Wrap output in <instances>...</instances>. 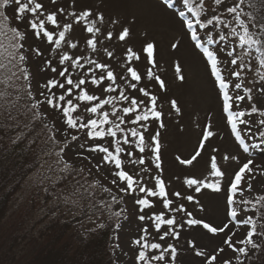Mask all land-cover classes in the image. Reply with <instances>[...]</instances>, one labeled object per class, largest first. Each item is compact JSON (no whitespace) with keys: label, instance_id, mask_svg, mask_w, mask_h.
Masks as SVG:
<instances>
[{"label":"snow or ice","instance_id":"obj_1","mask_svg":"<svg viewBox=\"0 0 264 264\" xmlns=\"http://www.w3.org/2000/svg\"><path fill=\"white\" fill-rule=\"evenodd\" d=\"M74 2V0H73ZM161 6L167 10H171L173 15L178 18L181 28L185 29V35H190L194 47L199 49L210 61L211 74L219 83V89L223 93V111L227 113V122L231 125V134L239 142L244 153L249 152V145L245 143L241 134L239 125H245V131L252 132L249 127L253 122L245 119L246 116L258 114L264 117V83L259 88L260 96L257 97V103L261 107H257L256 103L249 105L250 111L234 110V105L245 100L251 102L254 97L252 89L244 88L245 95L236 94L235 97L229 94V83L225 81L222 70L218 66L220 61L214 51H210L204 46V40L209 45H223L219 51H223L226 57L230 58L226 62L230 65L243 68L242 61H238L237 47L248 52L255 50L259 54L258 60L261 68H264V0H214V7L211 9L206 0H183L185 10L177 11L174 7V0H160ZM53 5L57 4V0H51ZM14 4V19L19 22L16 26L9 24V16L5 15V9ZM64 7H57L55 11L49 12L42 0H0V123L4 121H14L16 127H20L23 123L18 119L23 115L28 122L23 123V127L29 131L39 124L41 132H46L47 140L59 144L56 140L55 124L46 122L48 112L41 111L42 106L49 111L55 110L59 114V119L65 125L61 132L64 137L69 136V130L75 131L77 134L83 133L87 140H91L93 144L86 148V151L98 155L94 167L99 172L102 167H106L108 172L114 177L111 184L115 185L120 193L124 195L134 196L135 203L139 205V212L144 213L146 209L156 207L157 201L151 198H157L162 204V208L168 212L186 213L187 218L182 223H178L175 216L166 218L167 213L153 212L150 215L141 214L138 219L143 222L149 220L153 222L154 229L159 233V240L165 241L168 238L180 239L178 228L182 229L186 226L199 227L212 237H219L221 245L213 252L197 250L196 245L189 241L191 248L195 251V255L204 258V264H233V259L237 264H244L240 257H248L249 254H255L256 251L264 250V243H258L257 240L264 239V225H261L260 231L257 229L258 222L253 217L257 211L261 213V219H264V194L257 195L254 199L244 197L245 192L253 191L252 180L255 179L254 171L260 170V174L264 175V166L256 165L253 167V159L249 158L243 163L238 171L234 173L233 178L226 186L224 184L225 172L217 164L215 156L211 157V176L212 180H200L189 178L184 181L188 188H192L195 193H201L209 190L213 193H224L226 204V221L215 224L205 218H194L192 212L188 211L181 203L173 207L174 200L169 198L167 185L162 175L157 174L152 177L154 181L152 187H148L142 177H139L135 167L126 169L127 164L145 165L146 161L143 155L147 152L150 159L155 165V169L162 174L161 161V133L159 129L165 128L163 122V113L158 110V96L152 94L147 85L141 86L140 82L147 78L153 81L160 90H166L165 80L157 75L154 69L157 67L158 45L152 40H146L142 46L140 53L127 48L126 66L127 75L120 77L121 81L126 82V87L117 84V74L111 70V66L105 63H99L90 56H76L65 51L59 54L57 64L60 66L58 71L53 66L51 59L44 61L45 67L43 71H50L56 76L47 79L38 87L40 91L33 93L31 85V73L28 68V56L25 54L28 49L25 43L28 38L29 31L36 40H46L49 45H54V50H59L67 43L71 49L77 48V43L68 41V33L73 29L71 22L61 23L58 20V14H64ZM45 13H47L45 15ZM75 18V22L79 24L81 21H88L86 31L92 34L91 38L86 39L88 48L93 53L97 51V34L101 29L97 27V21L103 23L105 16L102 12L97 13L93 19L92 10H84L79 13H69ZM41 16L44 18L41 19ZM191 17V18H190ZM112 24H120V28L115 32L118 41L125 42L131 36V28L123 26L119 19H113ZM50 26V27H49ZM57 29H60L58 32ZM199 29H204L203 37L199 34ZM213 33L216 35L214 36ZM113 31H107L106 38L113 39ZM181 41L176 40L170 44V49H178ZM31 47V46H29ZM36 56H42L43 53L39 48L32 50ZM143 55L146 71L141 74L137 68L132 67L133 61H140ZM107 56L111 58L112 52H107ZM83 61V62H82ZM151 65V67H147ZM91 66V67H87ZM176 78L183 82L185 76L182 74L183 69L180 63L174 64ZM72 69L73 71H70ZM100 70L97 76L96 70ZM76 72L78 78H73V72ZM232 75L237 78L241 77L242 72L232 69ZM23 80L25 83L19 85L16 81ZM260 80L264 82V73L260 74ZM105 81L109 82L105 84ZM92 85L99 89L101 93L109 94L106 98L101 99L100 95L91 94L86 85ZM103 85V87H102ZM235 89H241L242 83H235ZM55 89V91H53ZM119 89V91H118ZM130 90V91H129ZM118 93L117 95H110ZM39 96L40 98H37ZM29 100L27 104H20L21 99ZM117 102H123L121 107H117ZM84 105L83 112H87L89 117L85 120L81 105ZM126 105V106H123ZM171 108L177 114L181 112L176 100L170 101ZM106 106H111V111L105 110ZM30 113V115H29ZM256 131L261 138H264V131L259 126H264V119L258 122ZM135 125V127H131ZM158 125V127H153ZM152 128L149 131V128ZM140 129H143L141 131ZM39 134V133H38ZM147 134V139H146ZM215 135L211 130V125H207L201 133V139L197 144L194 154L190 158L177 156L176 159L181 165H192L201 153L205 150L206 142ZM79 135H71V140L76 141ZM68 141L65 140V143ZM260 144L253 145V149L259 148ZM213 151H217L213 149ZM64 148L56 153L59 157L57 163L61 164V172L67 174L76 173L81 175L83 168L76 170L73 164L63 157ZM83 160L92 162L91 156L78 154ZM136 159H132V157ZM229 156H222V160L227 161ZM231 159L239 162V158L232 156ZM149 168L143 167L139 172L148 173ZM91 174V169H89ZM123 185V186H121ZM97 189L101 193H107L111 203H118L123 197H117L111 188L103 185L100 180H94L89 183L76 180L73 185L72 196L77 199L71 202L76 204L81 199L93 200L96 196ZM143 193V196L134 195ZM175 198H181V193L176 191L171 194ZM182 199L188 202H195L199 206L201 212L205 211L200 200L191 194L184 195ZM101 208L111 207L109 201H97ZM259 206V207H258ZM121 211L113 213L114 216L120 217ZM243 226L245 228V236L239 240H233L236 232L232 229ZM104 227V225H101ZM116 229L120 228V224L115 225ZM163 229V231H162ZM139 238L133 243L138 246V254L136 261L138 264H153L155 262H165V264H176L178 250L173 244L163 245L159 242L150 243L147 239L149 235L148 229L142 228ZM222 234V235H221ZM242 245V246H240ZM225 246L234 254V257L221 258L218 262V256L225 252ZM158 252V254H156Z\"/></svg>","mask_w":264,"mask_h":264},{"label":"rangeland","instance_id":"obj_2","mask_svg":"<svg viewBox=\"0 0 264 264\" xmlns=\"http://www.w3.org/2000/svg\"><path fill=\"white\" fill-rule=\"evenodd\" d=\"M160 0H57V4L53 5L51 0H42L45 7L49 12L55 11L57 7H64L66 9L64 14H58V20L63 24L65 22H71L73 29L68 33V41L77 43L76 49H71L65 43L61 49L54 50V45H49L46 40H36L32 37L31 32L28 33V38L25 43V48L28 51L25 54L28 56V68L31 73V85L33 93L40 91L39 85L43 84L47 79L55 77V73L50 71H43L45 67L44 61L51 59L53 66H56L58 71L60 66L57 64L59 54H63L67 51L69 54L76 56H90L92 59L97 60L99 63L109 64L111 70L117 74V84L126 87V82L121 81L122 75H127L126 66L127 61V48H132L138 54L146 40H152L158 45L157 52V67L154 69L157 75H160L165 80L166 90H160L153 81H148L147 78L140 82L141 86L147 85V89L154 95L158 96V110L163 113V122L165 128L159 129L161 133V161H162V174L155 169L154 163L150 159V154L147 152L141 154L145 158V165H130L126 161V169L129 170L135 167L139 173V177L143 178L144 183L148 187H152L154 181L152 177L160 174L165 180L167 190L169 192V198L174 200L173 207L179 204H183L184 207L192 212L194 218H205L215 224H220L226 221V204L224 193H213L209 190H204L201 193H195L192 188H188L184 183L186 179L195 178L200 180H212L211 176V157L215 156L218 166L225 172L224 184L227 186L229 181L233 178L234 173L239 170L243 163L247 162L249 158H252L256 165L264 166V138L259 136L256 131L258 127V121L264 119L258 114L252 116H246L245 119L252 121L249 125L252 128V132L245 131V125H239L241 134L244 137L245 143L249 145V152L244 153L243 148L239 145V142L235 139V136L231 134V125L227 122V113L223 111V93L219 89V83L215 77L211 74L210 61L199 50L194 47V42L191 41L190 35H185V29L170 23V21L162 20L159 17L154 16L145 3ZM207 5L211 9L214 7V0H206ZM16 6L10 5L5 9V15L9 16V24L16 26L19 24L14 19L13 10ZM174 7L177 11L185 10L183 0H174ZM92 10L93 19L97 13L102 12L105 16L104 22L101 24L97 21V27L101 29L97 34V51L93 53L86 44V39L91 38L92 34L86 31L88 21H81L79 24L75 22V18L69 13L76 12L78 15L81 11ZM47 13H45L46 15ZM44 17L41 16V19ZM191 18V17H190ZM113 19H119L120 23L125 27L131 28V36L125 41H118L115 37V32L119 30L120 24H112ZM176 19H178L176 17ZM50 27V26H49ZM60 29H57L58 32ZM113 31V39L108 40L106 38L107 31ZM204 29H199V34L203 37ZM215 36L216 34L213 33ZM176 40L181 41V46L178 49H170V44ZM31 46V47H29ZM204 46L210 51H214L220 61L219 67L222 70V75L225 81L229 83V94L245 95L243 89H252L253 101L247 100L239 102L238 105H234V110L250 111L249 105L256 103L257 107H261L260 103H257V97L260 96L259 88L264 83L260 80V74L264 73V68H261L259 62L255 60V52H248L244 49L237 47L238 61H242L244 67L238 68L237 66L230 65L226 61L230 58L226 57L225 52L219 51L224 46L221 45H209L204 40ZM39 48L43 53L42 56H36L33 54V49ZM107 52H112L113 56L109 58ZM83 62V61H82ZM180 63L183 69V75L185 81L181 82L176 78L175 63ZM132 67L137 68L138 71L144 75L145 61L143 55L140 61H133ZM91 67V66H87ZM151 67V65H147ZM232 69L241 71V77L237 78L232 75ZM70 71H73L70 69ZM99 76L100 70H96L95 73ZM73 78L77 79L76 72H73ZM242 83L241 89H235V83ZM109 82L105 81V84ZM91 94L100 95L101 99H104L109 94L101 93L99 89H96L92 85H86ZM103 87V85H102ZM55 91V89L53 90ZM119 91V89H118ZM130 91V90H129ZM113 93L110 95H117ZM37 98H40L37 96ZM176 100L178 106L181 108V112L177 114L174 109L171 108L170 101ZM123 102H117V107H121ZM126 106V105H123ZM84 105H81V112L85 118L88 119L89 114L83 112ZM105 110L111 111V106H106ZM41 111L48 112L47 120L50 125L55 124V129L60 131L56 132V140L60 143H64L63 157L67 161L71 162L74 167L83 168L89 179L100 180V182L111 188L113 193L119 198L123 197L118 203H114V211H123L121 216L117 218V223L120 224V228L112 232L111 239L109 241V249L113 256V264H138L136 256L138 254V246L133 241L139 238L142 233V228H147L149 235L147 239L150 243L159 242L163 245L173 244L178 250V256L176 264H204V258L195 255V251L192 250L189 241L196 245L197 250H203L206 252H213L221 245L220 238L212 237L199 227H185L178 228L180 232V239L168 238L165 241L159 240V233L154 229L153 222L145 220L141 222L138 216L141 214L150 215L153 212L160 213L161 211L167 213L166 218L175 216L178 223H182L186 220V213L180 212H168V210L162 208L157 198H151L157 201L156 207L153 209H146L144 213L139 212V205L135 203L134 196L124 195L120 193L117 187L111 184V180L114 178L107 170L106 167H102L99 172L94 167L96 161L99 159L98 155L91 154L86 151V148L91 146L93 142L87 140L84 134L81 132L77 134L73 130H69V136L64 137L61 132L65 128V125L58 118L59 114L55 110L49 111L47 108H41ZM207 125H211V130L215 135L206 142L205 150L201 153V156L193 162L192 165H181L176 157L179 156L182 159L190 158L194 154L198 142L201 139L202 130ZM135 127V125H131ZM158 127V125H153ZM261 131H264V126H259ZM143 131V129H140ZM152 128H149L151 131ZM71 135H79V139L76 141L71 140ZM147 139V134H146ZM65 140L68 142L65 143ZM260 144L259 148L253 149V145ZM216 149L217 151H213ZM78 154L84 156H91L92 162L83 160ZM227 155L229 159L227 161L222 160V156ZM232 156L239 158V162L231 159ZM136 159V157H132ZM147 167L150 169L148 173L139 172L140 168ZM91 169V174H89ZM253 175L255 179L252 180L253 191L251 193L245 192L244 197L248 199H254L257 195L264 194V175L260 174V170L254 171ZM46 172L42 169L34 172L27 179L24 187L17 193L11 208L9 209L8 216L3 222L0 228V255L6 251L9 257L19 255L24 251L27 242L39 234L40 229L50 221L51 218H71L75 215V206H72L68 200L54 199L46 203L43 198H40V192L45 188L49 178H46ZM123 186V185H121ZM179 191L181 198H175L171 194ZM191 194L200 200L201 205L204 206L205 211L201 212L199 206L195 202H188L182 197L184 195ZM134 195L143 196V193H137ZM100 198L110 200L107 193L100 192ZM257 215L253 217L256 219ZM259 218V217H258ZM43 220V221H42ZM262 221L261 219H259ZM42 221V222H41ZM236 232V236L233 240H239L245 236V228L243 226L232 229ZM75 231L77 238L83 241L86 238L87 225L77 224L75 225ZM163 231V229H162ZM222 235V234H221ZM260 240H257L260 243ZM6 245L5 247H3ZM242 246V245H240ZM5 253V252H4ZM158 254V252L156 253ZM238 254L232 253L230 249L225 246V252L218 256V262L221 258L234 257ZM254 254H249L248 257H240L247 264V260ZM153 264H165V262H155ZM233 264H237V261L233 259Z\"/></svg>","mask_w":264,"mask_h":264},{"label":"trees","instance_id":"obj_3","mask_svg":"<svg viewBox=\"0 0 264 264\" xmlns=\"http://www.w3.org/2000/svg\"><path fill=\"white\" fill-rule=\"evenodd\" d=\"M258 56L256 53V62H259ZM16 83L23 85L25 82L21 79ZM19 103L27 104L29 100L21 99ZM18 119L23 123L28 122L23 115ZM23 123L20 127H16L11 120L0 123V228L17 193L24 187L29 176L42 169L49 180L41 190L40 198L46 203L54 199L68 200L75 206V215L71 218H51L40 229L39 234L27 242L19 255L9 257L4 251L0 255V264H113L109 241L118 218L113 215L116 212L113 209L114 203L107 200L111 205L110 209L101 208L97 201L105 199L100 198L98 189L93 200L81 199L76 204L72 203V200L77 199L71 195L76 180L81 183L85 180L89 183L92 181L85 171L81 175L75 172L66 175L61 172L62 165L57 163L59 157L56 153L65 144L49 142L46 132H41L38 123L31 131L24 128ZM256 215L259 217L256 216V220L260 231L264 219H261L260 211ZM81 223L87 225V235L83 241L77 238L75 231V225ZM260 243H264V239ZM247 264H264V250L256 251L247 260Z\"/></svg>","mask_w":264,"mask_h":264},{"label":"bare ground","instance_id":"obj_4","mask_svg":"<svg viewBox=\"0 0 264 264\" xmlns=\"http://www.w3.org/2000/svg\"><path fill=\"white\" fill-rule=\"evenodd\" d=\"M144 4L154 16L159 17L162 20L170 21V23L172 22L174 25L179 26L178 19H176L171 10H167L165 7L161 6V2L150 1L149 3L144 2Z\"/></svg>","mask_w":264,"mask_h":264}]
</instances>
